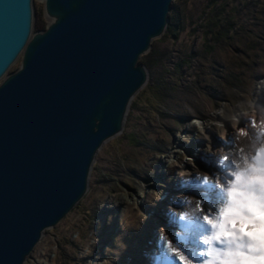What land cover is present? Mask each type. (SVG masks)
Wrapping results in <instances>:
<instances>
[{"label":"rangeland","instance_id":"374dc122","mask_svg":"<svg viewBox=\"0 0 264 264\" xmlns=\"http://www.w3.org/2000/svg\"><path fill=\"white\" fill-rule=\"evenodd\" d=\"M33 5L36 31L44 5ZM176 7L178 28L170 29ZM169 15L140 57L149 79L123 132L99 150L87 193L24 264H148L143 253L161 227L175 239L166 213L192 194L189 179L216 171L214 154L245 127V110L256 108L257 122L264 116V0H173Z\"/></svg>","mask_w":264,"mask_h":264},{"label":"water","instance_id":"95a60500","mask_svg":"<svg viewBox=\"0 0 264 264\" xmlns=\"http://www.w3.org/2000/svg\"><path fill=\"white\" fill-rule=\"evenodd\" d=\"M41 1L48 24L34 31L33 0H0V264H24L87 193L173 0Z\"/></svg>","mask_w":264,"mask_h":264},{"label":"clouds","instance_id":"9594fccd","mask_svg":"<svg viewBox=\"0 0 264 264\" xmlns=\"http://www.w3.org/2000/svg\"><path fill=\"white\" fill-rule=\"evenodd\" d=\"M243 114L256 133L240 129L238 143L214 154L215 172L189 179L197 194L169 206L175 239L161 227L143 253L149 264H264V118Z\"/></svg>","mask_w":264,"mask_h":264},{"label":"bare ground","instance_id":"6f19581e","mask_svg":"<svg viewBox=\"0 0 264 264\" xmlns=\"http://www.w3.org/2000/svg\"><path fill=\"white\" fill-rule=\"evenodd\" d=\"M254 113H256L257 112V110H256V108H254ZM253 113V112H252ZM243 117H245V119H246V122H245V127H238V126H236V131H235V133L232 135V145H226V144H223L222 146L220 145V149H224V150H228V149H230V148H232L236 143H238V135H239V130L240 129H246L248 132H249V135L250 136H253L255 133H256V129H254V128H252V126H251V120L249 119V117L248 116H246V115H243ZM262 118H264V116L263 117H261V119ZM260 119V118H259ZM260 119V120H261ZM223 121V120H222ZM229 132V131H228ZM225 133L227 134V137H229V135H230V133L231 132H229V134L227 133V128L225 129ZM233 133V132H232ZM224 136H226V135H224ZM226 145V146H225ZM219 149V150H220ZM209 172L208 174H212L213 172H215V170H213V169H205V172ZM195 194H197L195 191H194V189L192 190V194L191 195H195ZM169 224H171V225H175L174 223H169ZM166 230H167V228H166ZM145 261H147L148 262V260H145ZM148 264H149V262H148Z\"/></svg>","mask_w":264,"mask_h":264},{"label":"trees","instance_id":"16d2710c","mask_svg":"<svg viewBox=\"0 0 264 264\" xmlns=\"http://www.w3.org/2000/svg\"><path fill=\"white\" fill-rule=\"evenodd\" d=\"M180 15V8L176 7L175 8V13H173L172 15V22H171V25H170V29H175V28H178V24L176 23L177 22V17ZM216 25H221V23H217Z\"/></svg>","mask_w":264,"mask_h":264},{"label":"flooded vegetation","instance_id":"af4514ba","mask_svg":"<svg viewBox=\"0 0 264 264\" xmlns=\"http://www.w3.org/2000/svg\"><path fill=\"white\" fill-rule=\"evenodd\" d=\"M43 17H44V23H37V26H36V30H43L46 28L47 24H48V19L46 18L45 14H44V9H43Z\"/></svg>","mask_w":264,"mask_h":264}]
</instances>
